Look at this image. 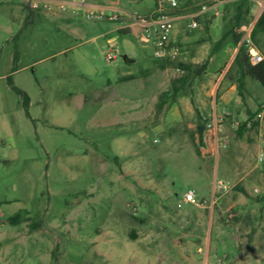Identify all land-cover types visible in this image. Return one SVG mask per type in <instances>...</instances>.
Segmentation results:
<instances>
[{
    "label": "rangeland",
    "instance_id": "374dc122",
    "mask_svg": "<svg viewBox=\"0 0 264 264\" xmlns=\"http://www.w3.org/2000/svg\"><path fill=\"white\" fill-rule=\"evenodd\" d=\"M168 1L0 0V264H264V120L238 134L264 89L247 78L243 97L232 95L239 105L218 107L221 131L202 158L183 109L209 121L234 83L232 62L189 81L174 125L173 100L157 103L182 75L177 63H192L179 54L160 70L140 36L114 31L108 44V30L126 32L121 14ZM207 13L196 28L189 16L174 21L172 45L188 36L206 46L193 65L216 53L234 8ZM8 77L28 96L29 115ZM189 189L206 207L184 201Z\"/></svg>",
    "mask_w": 264,
    "mask_h": 264
},
{
    "label": "trees",
    "instance_id": "16d2710c",
    "mask_svg": "<svg viewBox=\"0 0 264 264\" xmlns=\"http://www.w3.org/2000/svg\"><path fill=\"white\" fill-rule=\"evenodd\" d=\"M219 1L224 0H206L207 4L209 5H213L215 3H218ZM229 3H231L232 7L234 8V14L228 21L225 30H223L220 38L213 43L211 51L212 53L218 52L227 43H233L238 46L237 53L231 63V70L234 71L233 81L236 84L237 93L240 97H243V92L246 88L247 78L256 81L264 89V60L254 65L251 64L249 62L246 47L241 44V39L243 36V31L241 28L243 26H249L252 21L251 0H230L224 2L222 5ZM203 17L205 16L199 17L197 18V20ZM117 33L123 34L124 31L119 29ZM262 37H264V9L261 11L260 15L251 26V39L258 48V50L262 52V55L264 56V51L260 46V41ZM165 60L166 59H161V62L157 63L158 68L160 70H165L175 66L173 61ZM177 65L179 68L182 69L183 73L181 76L174 78L171 81L170 88L159 98V101L157 103V107L159 110L163 108L166 103V100H174L178 96V94L185 89V86L189 83L190 80H193L197 76H200L207 69L208 61L206 60L200 65L183 63H177ZM134 78L135 76L129 75L123 77L122 79H120V81H128ZM8 82L11 85L13 91L23 97V104L26 108L27 115H29L27 110L29 104L28 96L22 90L13 85V82L10 77H8ZM247 114V120L240 125L238 129V134L243 133V131L248 126V123L249 128H254L258 125V121L252 120L253 117H255V114L249 111H247ZM19 219L20 212L11 216L9 218V221L14 224L18 222Z\"/></svg>",
    "mask_w": 264,
    "mask_h": 264
},
{
    "label": "crops",
    "instance_id": "0c3cea01",
    "mask_svg": "<svg viewBox=\"0 0 264 264\" xmlns=\"http://www.w3.org/2000/svg\"><path fill=\"white\" fill-rule=\"evenodd\" d=\"M183 1V5H180V1H178V8L179 9V13L177 14L176 11L174 10L172 12V14L175 16V21L182 19L184 17H190L191 14L194 12V10L199 8V5H203V4H207L206 0H182ZM206 2V3H204ZM252 2V7H251V16H252V21L250 26H252V24L254 23V21L258 18V16L260 15L261 11L264 9V0H251ZM157 2H155L154 7L156 6ZM220 6V4L217 6ZM55 14L60 13V9L57 8V10L54 11ZM203 16L208 17V13L204 14ZM203 17V18H205ZM125 30L126 32H124L126 35H130V36H140V31L139 29L135 28V27H129V23L125 26ZM119 28H122L120 25L117 26L116 28L110 29L108 30V44L113 43L116 39V36L113 35L112 33L114 31H118ZM172 33V31H171ZM170 33V44H169V51L170 53L175 54L176 56H178L179 54H181V56L186 57V59L192 63V64H196L199 62V60L203 59V52L205 49V45L204 43H200V41H196V39H193L194 41H189V37L185 36L183 37L182 42L179 44L178 42H176V45H172V40L176 41V39H172V35ZM125 34H121V35H125ZM119 35V34H118ZM175 38L176 37H180L181 38V33H176L174 34ZM189 44H194V50L190 51L188 48ZM128 47L130 48L131 46L128 44ZM132 49V48H130ZM238 50V46H236L234 49L233 47H231V45L229 43H227L226 45H224L218 52H216L215 54H213L212 56L209 57V62H208V70L212 69L211 71L216 72L220 67H222L227 61V64L229 65L230 62L233 61L236 53ZM193 53L195 54V56L200 55V57H195L193 55ZM131 55V54H130ZM209 56V55H208ZM128 57V55H127ZM132 57V56H131ZM207 60V59H206ZM227 65V66H228ZM167 69L163 70L166 71ZM207 73H210L209 71ZM223 73L221 75H219L218 79H217V85L219 84V82L221 81V79L223 78ZM236 90V84L235 82L232 84V86H230L228 88V90L226 92H223V94L220 96V102L218 104H214L213 108H212V112H211V118H214L216 115H220V110H223V108L221 106H225L227 109H229L230 107L227 106L230 102H232V104H236L237 106L239 105V100L238 99H233L232 95L234 94V91ZM238 94V93H237ZM230 96V97H229ZM232 98V100L230 99ZM242 98V97H241ZM264 100V97H263ZM181 102V101H180ZM264 103V102H263ZM218 107H220V110H218ZM184 114H187L189 116V118L186 120V127L188 128V130L191 132V130L196 127V133L194 134V141L197 143V151L195 154H199L202 158L205 157V151H209L210 148H212L213 144H212V139L214 141V137L215 133L213 130H207L205 128V123H199L196 124L195 120L190 117L189 114L193 113L194 109L192 108V106L187 103L186 106L183 109ZM181 108L179 106V101H177V99L175 98L170 106V115L168 117V120L170 122H173L174 125H179L183 119H182V114H181ZM247 111H249L248 109H246V113ZM231 113L229 112V110L226 113V116L228 117ZM201 127V129H200ZM160 131V128L156 129ZM161 132V131H160ZM216 139V138H215ZM198 157V155H196Z\"/></svg>",
    "mask_w": 264,
    "mask_h": 264
},
{
    "label": "built area",
    "instance_id": "2783aa9c",
    "mask_svg": "<svg viewBox=\"0 0 264 264\" xmlns=\"http://www.w3.org/2000/svg\"><path fill=\"white\" fill-rule=\"evenodd\" d=\"M79 4L83 5L85 0H78ZM226 1H219L213 5L208 6V4L201 5L198 9L194 10L191 14L192 22L190 28H196L198 26L197 18L202 17L207 13L209 9L216 10L219 4H223ZM178 8V0H169L168 3L157 2L156 6L148 11V13L143 14H121L123 17H126L129 27H135L140 31V37L143 42L152 48L153 56L157 60L161 59H175L176 55L170 53L169 44H170V33L174 27L175 16L172 14L174 10ZM93 15L92 12H90ZM119 14L113 12L108 16L109 19H116ZM243 36L241 39V44L246 47L248 52L249 62L251 64H257L264 60V56L260 53L256 45L251 39V26H243L242 28ZM118 50L115 47L109 48L107 57L115 59L117 57ZM256 120H264V103L260 104L258 112L254 117ZM224 120V116L216 115L214 118H211L209 121L205 122V128L207 130H213L215 136L221 131V123ZM249 126V123H248ZM222 147L226 146V142L222 141ZM259 159H262L260 155ZM184 201L186 203L195 204L197 206L206 207V202H199L196 199L195 191L189 189L184 195ZM213 204V202H212Z\"/></svg>",
    "mask_w": 264,
    "mask_h": 264
},
{
    "label": "water",
    "instance_id": "95a60500",
    "mask_svg": "<svg viewBox=\"0 0 264 264\" xmlns=\"http://www.w3.org/2000/svg\"><path fill=\"white\" fill-rule=\"evenodd\" d=\"M122 59H123L124 61H127V62H133L131 59H128L127 55H123V56H122ZM200 129H201V127H200Z\"/></svg>",
    "mask_w": 264,
    "mask_h": 264
}]
</instances>
